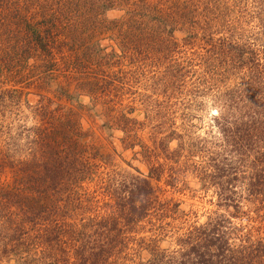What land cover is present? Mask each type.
<instances>
[{
  "label": "trees",
  "instance_id": "obj_1",
  "mask_svg": "<svg viewBox=\"0 0 264 264\" xmlns=\"http://www.w3.org/2000/svg\"><path fill=\"white\" fill-rule=\"evenodd\" d=\"M254 1L257 33L228 51L210 43L212 28L226 26L213 20L242 17L237 2L0 0V107L23 106L33 120L0 134V264H264V0ZM175 31L184 46L207 45L201 79L222 72L209 139L175 125L193 116L186 97L164 119L156 104L133 105L144 80L175 90L195 74L194 51L171 60ZM32 63L39 79L29 83L21 72ZM85 117L121 132L147 174L109 170ZM151 121L166 126L147 145L139 134ZM187 175L211 192L203 221L157 184L180 192Z\"/></svg>",
  "mask_w": 264,
  "mask_h": 264
},
{
  "label": "rangeland",
  "instance_id": "obj_2",
  "mask_svg": "<svg viewBox=\"0 0 264 264\" xmlns=\"http://www.w3.org/2000/svg\"><path fill=\"white\" fill-rule=\"evenodd\" d=\"M215 1H221L222 3L228 5L233 4L234 2H237V10H241V16L242 17H214L213 24L220 25L219 20L222 19L226 23L225 27L222 29H219L216 31V29L213 27L212 29V37L210 43H216L219 44L221 41H225L226 43V50H232V47L234 45H237L242 47V41H251L253 37L255 36V33H257V23L258 19L261 17H250L249 11H253L255 1L254 0H215ZM244 1H247L245 3ZM249 13V14H248ZM229 26H231L229 28ZM174 36L176 37V40L178 41V45L169 47L170 51L172 52V59L171 60H178L179 63H185L184 58L190 55L192 53L191 51H194L195 54L203 53L205 51V45L202 41H199L196 39V45L190 46L183 45L182 38L184 37V33L182 31H175ZM201 56V55H200ZM201 59L199 58L198 54L195 55V66L192 65L193 69L195 70V74L191 73V75L188 73L186 76H184L183 81L182 77L178 78L175 82H179L180 86L177 88L174 87L175 90H172L171 88L164 89L163 87H159L158 89L152 88L153 83L149 79L147 81L144 80L141 87L137 88L138 95L135 96V102L133 105H135L137 108H141L143 105L144 108L147 110V112L150 109V105L156 104L158 105L156 108V111H159L160 119H164V117L169 116V106L171 104L172 100H180L183 97H186L185 100H190L191 107L187 110L188 113H190L191 116H187L186 118L180 120L179 117L175 116V125L179 126L181 121L185 123V125H188V129L191 131L189 134L190 136H186L187 138H195V137H206L209 139L213 135H217L216 129L212 128V115L215 113V111L218 109V104L216 101L217 99L224 98V88L226 85H223V83H220L221 80V71L218 73H213L209 71V74L211 73V76L205 80L201 79L203 77V67L199 65V61ZM34 63H32L29 66H25L26 70L21 72L22 74V80L31 82L33 80L39 79L37 76L38 71H34L36 69H33ZM223 67V66H222ZM222 67H219V69H222ZM154 69V68H151ZM32 70V71H29ZM152 72L148 73V76H150ZM208 74V75H209ZM183 76V75H182ZM169 79V78H167ZM207 80V82H206ZM233 78L231 81L233 82ZM204 81V82H203ZM239 81V80H237ZM168 82V81H167ZM185 84L186 87H182ZM65 83V82H64ZM234 83V82H233ZM231 84V83H230ZM182 87V89H181ZM218 88V89H217ZM192 90V92L188 93L185 90ZM217 89V90H216ZM181 90V91H180ZM132 92H135V88H132ZM165 91V92H162ZM181 94H177V93ZM132 95L125 96L127 98V101H131ZM147 95V98H145ZM174 96V97H173ZM124 97V98H125ZM150 98V99H149ZM142 101L147 99L148 101H152L147 103V106H145ZM156 100V101H155ZM181 100L180 102H182ZM22 103V102H21ZM141 105V106H140ZM142 106V107H143ZM19 107V106H18ZM17 105H11L10 107H0V134L2 132L7 133V129L10 127V130L12 134L15 132L17 133V129L15 127L19 124H25V125H31L33 123V120L30 118H27L26 114L28 115V111L24 109L22 106L18 108ZM181 108V106H179ZM18 109H23L24 112L20 114V111ZM174 110H177V105L174 108ZM151 111V110H150ZM152 114L154 111H151ZM181 110H177V113L179 114ZM134 116H136L138 119L143 118V112L141 110H137L133 113ZM155 115V114H154ZM153 115V116H154ZM159 122V121H158ZM101 122L94 119H91L90 117L84 118V124L86 127H92V135L91 138V144H94L95 147L99 150V153H101V156L103 157L102 160L106 163L109 170L113 171H120V173L123 172H136L135 169H138L140 172L147 174V166L144 161H138L133 158V151L130 149H125L124 145H122L120 138L122 136L121 132L119 131H99L97 130L98 125ZM154 121H151L150 124L146 125V128L140 132V137L143 139L144 142H147V145L150 144L149 136L152 135V132L159 131L163 132L166 125H163L162 128H155L152 130V125ZM156 124V123H155ZM180 130V128H179ZM7 131V132H6ZM181 131V130H180ZM182 132V131H181ZM22 137V136H20ZM209 144V141H208ZM175 142L172 143V147H174ZM21 147V145H20ZM24 149V148H23ZM138 149V148H137ZM136 150V149H133ZM150 148L148 147V152H150ZM101 159V157H100ZM203 160L200 161H207L205 158H202ZM196 161V160H195ZM174 164V163H172ZM177 170L182 169L184 166H180L179 168L177 165H175ZM8 177L10 174H6ZM177 179L181 181L179 183V186L183 187L180 192L171 190L170 187L164 186L162 182H158L157 184L165 189L164 195L167 197H172L174 200H181L182 208L184 210L189 212H198V215L200 217V220L205 219V215L210 210H213V204L209 202L211 199V192L207 193L203 189H199V181L197 178H193L191 175L185 176L183 178L182 176H179ZM155 183V181H154ZM94 190V186L91 185L90 188H87L88 192H92ZM94 194V193H93ZM98 196V195H97ZM98 200L100 202L98 205L100 206L102 204V200L100 199V196H98ZM101 213H103L102 210H100ZM193 219L192 217L189 218V221L191 222ZM148 226H145L144 229L147 230ZM141 235L148 236L149 233L144 232Z\"/></svg>",
  "mask_w": 264,
  "mask_h": 264
}]
</instances>
